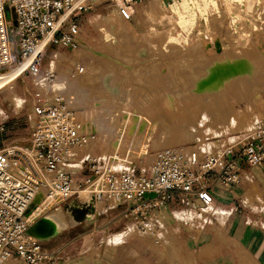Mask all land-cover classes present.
Here are the masks:
<instances>
[{
	"label": "rangeland",
	"instance_id": "obj_1",
	"mask_svg": "<svg viewBox=\"0 0 264 264\" xmlns=\"http://www.w3.org/2000/svg\"><path fill=\"white\" fill-rule=\"evenodd\" d=\"M73 18L80 28L76 48L49 45L39 73L25 71L0 88V119L7 125L0 146L29 145L32 92L48 82L46 69L55 71L51 86L74 101L81 130L95 133L96 155L113 146L125 151L131 140H148L151 150L165 145L214 150L236 143L264 111V0H142L128 21L119 18L115 3L101 1L77 10ZM77 64L84 65L82 72ZM91 147L92 141L70 151L83 157ZM137 159V165L144 161ZM70 162L65 167L80 177V160ZM84 198L79 200L89 212L91 200ZM104 203L100 211L108 212L96 216V210L55 240L41 238L50 264L75 263L65 260L74 248L84 257L79 264H210L195 252L209 247L211 234L203 231L211 225L180 204H167V228L152 220L147 229ZM179 213L191 226L182 225ZM116 232L124 233L119 243L110 239ZM239 255L252 261L241 246ZM2 264L21 262L13 258Z\"/></svg>",
	"mask_w": 264,
	"mask_h": 264
},
{
	"label": "built area",
	"instance_id": "obj_2",
	"mask_svg": "<svg viewBox=\"0 0 264 264\" xmlns=\"http://www.w3.org/2000/svg\"><path fill=\"white\" fill-rule=\"evenodd\" d=\"M101 1L115 3L119 18L128 21L142 0H0V74L10 68H17L18 75L39 73L49 45L76 48L80 28L74 13ZM83 69L77 64V72ZM45 74L48 82L32 92L35 122L29 145L0 146V263L11 257L21 264L51 260L41 238L30 230V221L44 210L63 208L82 184L93 207L94 197L102 196L119 217L145 227L153 219L163 222L168 203L180 204L191 217L210 219L211 178L230 188L241 177L242 162L264 164V111L236 143L214 150L186 145L151 150L148 140H131L125 151L113 146L96 155L95 133L81 130L74 101L51 86L55 71L46 69ZM122 123L121 128L126 126ZM6 130L0 119V138ZM91 141V151L83 157L70 151ZM136 157L144 159L141 165ZM72 160H80V177L65 167ZM38 206L42 208L36 213ZM68 206L64 211L82 207Z\"/></svg>",
	"mask_w": 264,
	"mask_h": 264
},
{
	"label": "crops",
	"instance_id": "obj_3",
	"mask_svg": "<svg viewBox=\"0 0 264 264\" xmlns=\"http://www.w3.org/2000/svg\"><path fill=\"white\" fill-rule=\"evenodd\" d=\"M56 57L58 58V55ZM22 109L21 107L15 112L18 113ZM28 116L33 118L32 110L28 112ZM240 172V179L233 182L230 188L223 187L217 180L211 178L214 195L211 205L213 213H211L210 219L204 220L205 224L207 223L211 226L205 228L203 231L211 234V237L209 247L195 252V257L199 261H209L210 264H264V164L247 165L245 162H242ZM75 198L77 196H74L72 199L74 200ZM103 203L104 200L99 205L102 206ZM65 205L67 206L68 203ZM107 206L108 204L106 208ZM102 212H108V209L99 210V212L97 209V214L95 215L97 216ZM71 219L72 216L68 214V218L66 216L67 224L65 227L51 237L45 238V240H55V237L60 232L70 230L75 225L83 222L78 221L75 223ZM156 224L164 225L165 223L156 221ZM217 226L220 227L219 236L216 234ZM163 227L167 228L165 225ZM201 228L203 229L202 226ZM122 234L124 233L116 232L110 239L115 240L116 238V241L119 240V243L122 241ZM161 239L164 242L169 241L165 235H162ZM237 245L243 248L248 258L252 259L251 262L241 260L239 246L235 249ZM75 253L76 249L74 248L68 254L70 258L65 259L69 262L75 261V263L69 264H79L83 261L84 257L77 256ZM48 263L50 264L52 261L49 260ZM94 264L104 263L95 260Z\"/></svg>",
	"mask_w": 264,
	"mask_h": 264
},
{
	"label": "bare ground",
	"instance_id": "obj_4",
	"mask_svg": "<svg viewBox=\"0 0 264 264\" xmlns=\"http://www.w3.org/2000/svg\"><path fill=\"white\" fill-rule=\"evenodd\" d=\"M59 57V56H58ZM52 62L50 64V66H52ZM17 68H10L8 71H5L4 73L5 74H0V88L2 86H4L7 82L13 80L17 75H18V72H17ZM54 70V69H53ZM44 76V75H43ZM15 96V95H14ZM16 98V97H15ZM18 98V97H17ZM81 120V119H80ZM82 121V120H81ZM84 121V120H83ZM84 123V122H83ZM88 123V122H87ZM88 125V124H87ZM75 147V146H74ZM73 148V147H72ZM73 151V150H72ZM203 151H206L205 149H203ZM72 164V163H71ZM89 190L88 188L86 187H83L81 189H79V192H77L74 196H77V198H75L79 203H81V208H78L77 210H75V212L73 211V216H72V219L71 221L73 222H81V221H84L86 219H88V217L92 216L94 213H96V210H97V206L96 204L93 206L90 205V203L88 204V207H90L91 209V212H87V211H84V204L83 202H80L79 200V197L81 196V198L83 197H86L84 199H86V201L88 202V195H82V194H88ZM98 200H100V203L104 200V198L102 196H98V197H94V202L96 201V203L98 202ZM76 202V201H75ZM79 203H74L73 205H78ZM99 203V204H100ZM83 204V205H82ZM98 204V205H99ZM72 205V206H73ZM101 205V204H100ZM99 205V208H98V212L100 210V206ZM41 209V206H38V208H36V213L37 211H39ZM84 212V213H83ZM180 222H182V225H187L188 226H191V224L187 223L184 221V219L182 218L183 215L180 214ZM38 217V218H37ZM37 217H35L34 219H31L30 221V230L33 231L34 233H36L40 238L42 239H45V238H49L51 237L52 235H54L56 232L60 231L61 229H63L65 227V225L67 224V221H66V216H65V212L63 209L61 208H58V209H55L53 212L47 214V215H43V217H40V215H38ZM186 217V216H185ZM189 218V217H188ZM156 221L155 219H153V222ZM152 222V223H153ZM147 229L149 227V223L146 224L145 226ZM150 231L152 230V228H149ZM119 240H117L116 242H118ZM13 259V257L7 259V260H4L5 261H8V260H11ZM3 262H1L0 264H2Z\"/></svg>",
	"mask_w": 264,
	"mask_h": 264
}]
</instances>
